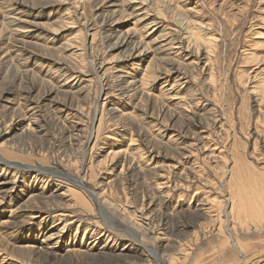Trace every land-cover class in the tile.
<instances>
[{"label":"rangeland","instance_id":"rangeland-1","mask_svg":"<svg viewBox=\"0 0 264 264\" xmlns=\"http://www.w3.org/2000/svg\"><path fill=\"white\" fill-rule=\"evenodd\" d=\"M13 1L15 24L0 4V264H232L264 247L230 214L232 201L264 212V0ZM137 45L146 58L128 57ZM11 209L35 214L21 225Z\"/></svg>","mask_w":264,"mask_h":264},{"label":"bare ground","instance_id":"bare-ground-1","mask_svg":"<svg viewBox=\"0 0 264 264\" xmlns=\"http://www.w3.org/2000/svg\"><path fill=\"white\" fill-rule=\"evenodd\" d=\"M112 0H103L102 1V3L99 5V7L96 9V10H100V9H102L101 7L102 6H104V5H107L108 7H115V5L113 4V2H111ZM129 1H131V0H129ZM129 1H127V2H129ZM133 1V0H132ZM144 1H146V0H141V1H139V2H137V4H139V7L137 8V10H142L143 8H144V6H145V2ZM75 2H76V4H75V6H76V8H79V4L81 3L79 0H75ZM97 2V1H96ZM134 2V1H133ZM147 2V1H146ZM115 3V2H114ZM132 3V2H131ZM0 4H2V5H4L3 7L6 9V12H5V14H6V16H7V19L8 20H11V23L12 24H15V23H18V22H20L21 20H19L20 18H18V17H14L15 15L16 16H18L20 13L19 12H23L22 11V9L19 7V5L21 6V4L18 2V1H13V0H0ZM129 4V3H128ZM136 4V3H135ZM1 5V6H2ZM119 5V4H118ZM131 6V5H130ZM138 6V5H137ZM165 7L166 8H169V7H171V5L170 4H167V3H165ZM105 8V7H104ZM118 9H119V7H118ZM149 9H151V8H149ZM114 10H115V8H114ZM134 10V9H133ZM136 10V9H135ZM4 11V10H3ZM103 11V10H102ZM8 13V14H7ZM13 13V14H12ZM146 13H147V11H146ZM149 13V12H148ZM11 16V18H8V16ZM159 15V14H158ZM9 16V17H10ZM101 16V15H100ZM20 17V16H19ZM113 22V21H112ZM114 22H116V21H114ZM7 23V22H6ZM115 24H117V23H115ZM146 24V23H145ZM151 25H148V23L146 24L147 25V28L145 29V30H148V27L150 28V29H152V28H155L156 27V24L155 23H150ZM15 26H17V25H15ZM143 29V28H142ZM158 28H155V30H153L152 32H154V31H156ZM17 31V30H16ZM150 32V31H149ZM151 32V33H152ZM151 33H147L146 35H149V34H151ZM19 34H24V33H21V32H19ZM130 39H131V37L130 36H128V37H118V39H116V47L118 48V47H121V46H123V45H125L127 42H129L130 41ZM174 39V38H173ZM187 39V38H186ZM195 40V39H194ZM212 40V39H211ZM215 40V39H214ZM213 40V41H214ZM156 41V40H155ZM193 41V40H192ZM198 41V40H197ZM194 42V41H193ZM210 43H212L211 41H209ZM209 42H205V43H203V44H195V50H196V55L198 54V52H199V50L201 49V47H203V52H204V54H206L207 55V52H209V49H210V46H209ZM115 45V44H114ZM189 45V44H188ZM133 47V46H132ZM147 47V46H146ZM175 48H177V51H179V54L181 55V57L183 58V57H190L191 56V52H189V53H186V54H183V52L185 53L186 51H183V49H181L180 47H175ZM188 48H189V46H188ZM187 48V49H188ZM176 51V52H177ZM149 50H148V48H147V50L143 47V46H139V45H137V46H135V47H133V48H131V50H130V54H129V58H131V59H142V58H146L147 57V55L149 54ZM201 53H202V50H201ZM172 54H175L176 55V53H173L172 52ZM203 54V53H202ZM209 54H210V52H209ZM177 56V55H176ZM202 55L200 54L199 55V59H200V57H201ZM161 75V74H160ZM165 75V74H164ZM144 76V75H143ZM158 77H160V76H158ZM134 78V77H133ZM144 78V77H143ZM142 80V79H141ZM138 81V80H137ZM143 82V81H142ZM131 85H133V87L129 90L130 92H134V89L136 90V88H135V83H136V81H134V80H132L131 82ZM139 84H140V82H139ZM141 84H143V83H141ZM145 84V83H144ZM139 86V85H138ZM262 88H263V94H261V96L259 97V98H257L258 100L256 101V102H259L258 103V112H260V110H259V105L260 104H262L261 106H263L264 105V79H262ZM137 92V91H136ZM134 94V93H133ZM39 104V103H38ZM28 107V106H27ZM33 108V107H32ZM120 116H125L126 114H124L122 111H120ZM121 118V117H120ZM169 129V128H168ZM254 136H256V138L254 137ZM253 137H254V139H257V138H259L260 136H259V134H257L256 133V135H253ZM261 140V139H260ZM258 141H259V139H258ZM255 149V148H254ZM109 154H111V152L109 153ZM112 155V154H111ZM113 155H116V153H113ZM243 184V183H242ZM244 185H245V183H244ZM243 185V186H244ZM254 195V194H253ZM5 200V198H4V196L1 194V192H0V206H1V204H2V202ZM230 201V200H229ZM252 201H253V199H252ZM255 201V200H254ZM106 201L104 200L103 201V203H105ZM247 203V202H246ZM231 204V203H230ZM263 205V204H262ZM245 204H243V206H242V208L240 209V207H239V205L238 204H236V203H234L233 201H232V206L230 207V214H231V217H232V219L233 220H235V219H237V220H240V219H242V220H244V223H245V231H244V229H243V231L244 232H248V230H250V228L251 229H254V231H256V230H264V212L263 211H261L260 209H258V211L255 209V208H259V207H256V206H254V207H248V206H251V205H248V206H246V208H245ZM248 207V208H247ZM263 207H264V205H263ZM208 208V207H207ZM209 208H213V207H210L209 206ZM207 210V209H206ZM210 210V209H209ZM257 213H256V212ZM9 213L12 215V217H14V219L15 220H17V219H20V218H22L21 219V222H22V224L21 225H23L24 224V220H30V219H32V217H34V214L32 213V214H29V213H25L24 211H22L21 209H19V211H16V210H10L9 211ZM240 213L242 214V216H240ZM209 214V213H208ZM210 215V214H209ZM241 217V218H240ZM60 219H62V218H60ZM59 219V220H60ZM8 221L7 220H3L2 222H1V224H0V228H2L1 230H4V229H6L7 227H5V225H3V224H5V223H7ZM242 222V221H241ZM11 223H13V224H15V223H17V222H11ZM10 223V224H11ZM235 223V222H234ZM240 223V222H239ZM238 223V224H239ZM244 223H242V224H244ZM12 224V225H13ZM20 224V223H19ZM141 224V223H140ZM216 224H218V222L216 223ZM216 224L215 225H213V226H215L216 227ZM241 224V223H240ZM242 224L240 225V226H238V227H242ZM17 226V225H16ZM5 227V228H4ZM237 227V226H236ZM63 228H64V226H63ZM235 228V227H234ZM243 228V227H242ZM8 229H11V227L10 228H8ZM239 230V229H238ZM13 231H15L14 230V228H13ZM12 231V232H13ZM217 231L219 232V233H223V231H222V228H221V225H219V227H218V229H217ZM230 231H231V229H230ZM253 231V230H252ZM232 232V231H231ZM234 233V232H233ZM229 234V233H228ZM227 234V235H228ZM236 235H238V234H236ZM229 236V235H228ZM52 237V236H51ZM49 238V237H48ZM232 238V237H231ZM56 239V238H55ZM54 238H50L49 239V241H54L55 240ZM240 239V238H239ZM57 241V240H56ZM232 241H234V240H232ZM233 246H234V248H236L237 250H238V253H242L243 252V250H244V248H242V246H240L239 244H237V242L236 243H233ZM26 247H28V246H26ZM47 252V251H46ZM47 254H50V253H47ZM187 254V253H186ZM186 254L184 253V255L182 254V256L179 258L178 257V259L176 260V261H181L182 262V260L184 261L185 259H186ZM238 255V254H237ZM253 256H256L257 258H264V247L261 249V250H257V251H255L254 253H252L250 256L248 255V256H240L241 258H239V259H237V260H235L232 264H249V263H252V261L254 260H252V261H250L251 259H252V257ZM257 258H255V259H257ZM255 261V260H254ZM162 263H164L165 264V261H163L162 260Z\"/></svg>","mask_w":264,"mask_h":264},{"label":"water","instance_id":"water-1","mask_svg":"<svg viewBox=\"0 0 264 264\" xmlns=\"http://www.w3.org/2000/svg\"><path fill=\"white\" fill-rule=\"evenodd\" d=\"M255 258H257L256 256H253L252 259L250 261H252L253 259L255 260Z\"/></svg>","mask_w":264,"mask_h":264}]
</instances>
